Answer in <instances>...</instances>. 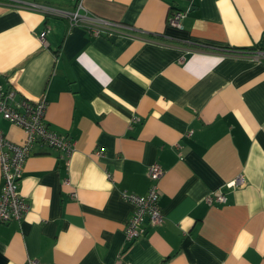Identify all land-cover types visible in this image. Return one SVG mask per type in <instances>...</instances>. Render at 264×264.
<instances>
[{"label":"crops","instance_id":"1","mask_svg":"<svg viewBox=\"0 0 264 264\" xmlns=\"http://www.w3.org/2000/svg\"><path fill=\"white\" fill-rule=\"evenodd\" d=\"M17 1L0 0V87L45 97L74 146L35 144L31 207L0 223V264H264V56L231 50L264 51V0H23L119 23L99 35ZM0 128L24 142L19 125ZM155 162L164 222L129 239L122 194L147 193ZM216 189L227 202L205 200Z\"/></svg>","mask_w":264,"mask_h":264},{"label":"built area","instance_id":"2","mask_svg":"<svg viewBox=\"0 0 264 264\" xmlns=\"http://www.w3.org/2000/svg\"><path fill=\"white\" fill-rule=\"evenodd\" d=\"M17 1V0H16ZM17 2L27 5L34 10L50 12L67 18L70 24H83L87 30L93 34L99 35L107 32L109 28L117 26L119 23L96 16H89L83 12L82 4L76 6L73 10H59L39 1ZM184 13L181 11L173 12L169 16V23L180 27ZM41 40L46 44L45 33L41 35ZM264 56V51L259 52ZM47 101L45 97L36 100L19 96L17 89L11 88L3 90L0 87V119L4 118L12 123L22 127L25 132L23 143H15L6 138L0 128V168L3 178V184L0 188V223L18 221L21 222L28 211L30 203L25 199L21 192V183L23 171L28 157L36 143H45L63 152L67 157L73 150V141L65 133H60L49 127L46 120ZM139 120L133 117L132 121ZM192 135V131L187 133ZM164 167L158 162L150 165L148 174L151 179L150 187L145 194L135 192H123L122 196L134 205V211L128 220L125 232L129 239H137L145 232V224L161 225L164 222V215L159 205V180L164 174ZM69 183V180H66ZM243 176L228 182V187H236L243 184ZM205 200L209 204L225 203L228 200L227 195L221 190L216 189L206 195ZM30 264H40L37 258H30Z\"/></svg>","mask_w":264,"mask_h":264},{"label":"trees","instance_id":"3","mask_svg":"<svg viewBox=\"0 0 264 264\" xmlns=\"http://www.w3.org/2000/svg\"><path fill=\"white\" fill-rule=\"evenodd\" d=\"M252 49H256V50H263V49H261V48H255V47H253V48H243V47H237V48H235V47H233V48H231V50L233 51V52H241V53H244V52H247V51H250V50H252Z\"/></svg>","mask_w":264,"mask_h":264},{"label":"rangeland","instance_id":"4","mask_svg":"<svg viewBox=\"0 0 264 264\" xmlns=\"http://www.w3.org/2000/svg\"><path fill=\"white\" fill-rule=\"evenodd\" d=\"M53 2L58 3L59 6H67L72 2V0H53Z\"/></svg>","mask_w":264,"mask_h":264}]
</instances>
